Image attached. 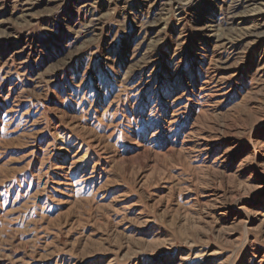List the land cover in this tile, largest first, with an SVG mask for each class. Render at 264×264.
Listing matches in <instances>:
<instances>
[{
  "label": "rangeland",
  "instance_id": "1",
  "mask_svg": "<svg viewBox=\"0 0 264 264\" xmlns=\"http://www.w3.org/2000/svg\"><path fill=\"white\" fill-rule=\"evenodd\" d=\"M0 264H264V0H0Z\"/></svg>",
  "mask_w": 264,
  "mask_h": 264
}]
</instances>
